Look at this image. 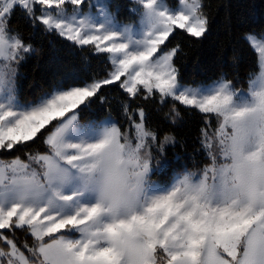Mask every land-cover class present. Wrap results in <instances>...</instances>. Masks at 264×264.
Segmentation results:
<instances>
[{
  "label": "snow or ice",
  "instance_id": "1",
  "mask_svg": "<svg viewBox=\"0 0 264 264\" xmlns=\"http://www.w3.org/2000/svg\"><path fill=\"white\" fill-rule=\"evenodd\" d=\"M17 10L34 33L106 54L110 70L82 84L70 73L22 103L18 68L37 49L12 28ZM119 10L111 0H0V150L40 140L47 148L0 159V264H125V234L142 237L135 264H264V39L243 37L259 69L246 89L226 73L192 86L176 66L181 45L169 43L178 30L207 38L204 0H135V23H122ZM105 86L126 94L131 133L110 114L80 123L97 101L107 104ZM148 102L170 104L163 118L172 126L182 119L177 105L201 114L203 167L159 180L166 148L179 141L149 123ZM104 166L136 171L127 219L102 201L96 177Z\"/></svg>",
  "mask_w": 264,
  "mask_h": 264
},
{
  "label": "trees",
  "instance_id": "2",
  "mask_svg": "<svg viewBox=\"0 0 264 264\" xmlns=\"http://www.w3.org/2000/svg\"><path fill=\"white\" fill-rule=\"evenodd\" d=\"M168 2L176 3V0ZM111 3L120 6V18L135 17L128 8L133 4L132 0H111ZM204 4L210 20V31L206 39L196 41L179 30L174 37H170L169 47L180 44L183 49L182 55L176 61L183 83L206 84L218 80L226 73L227 78L233 80L238 88H246L250 75L258 72V60L256 52L243 37L246 33H264V0H204ZM12 28L19 30L25 41L32 43L37 49L18 68V98L22 103L38 100L70 73L75 72L79 76L76 83L82 84L93 78H103L110 70L106 54L97 55L91 46L81 49L55 35L34 33L19 10L12 18ZM102 93L108 97L107 104L97 101L89 110L80 114V122L104 119L110 114L114 120L120 122L122 128L130 127L121 112V102L126 99V94L118 86H105ZM135 103L141 104L143 101ZM144 106L151 112L149 123L162 134H172L179 141L178 144L166 148L165 156L169 167L157 174L159 180L168 179L174 170L182 171L183 166L192 171L203 167L200 162L203 153L198 151V138L203 126L201 114L195 110L189 112L183 106L177 105L180 107L182 119L176 126H172L163 118L164 113L169 112L170 104L160 107L148 102ZM48 128L51 129L52 126L49 125ZM28 143L32 147L23 151L0 150V159L10 160L20 156L26 160L29 154L47 151L42 140L34 145L33 142Z\"/></svg>",
  "mask_w": 264,
  "mask_h": 264
},
{
  "label": "clouds",
  "instance_id": "3",
  "mask_svg": "<svg viewBox=\"0 0 264 264\" xmlns=\"http://www.w3.org/2000/svg\"><path fill=\"white\" fill-rule=\"evenodd\" d=\"M136 171L132 168L117 171L111 166L102 167L97 173L99 194L106 206L111 207L116 219H127L130 213L124 205L128 202L135 188ZM127 246L124 249L125 264H135V249L142 237L125 234Z\"/></svg>",
  "mask_w": 264,
  "mask_h": 264
},
{
  "label": "rangeland",
  "instance_id": "4",
  "mask_svg": "<svg viewBox=\"0 0 264 264\" xmlns=\"http://www.w3.org/2000/svg\"><path fill=\"white\" fill-rule=\"evenodd\" d=\"M133 1V4L132 5H130L128 8L130 9V8H132L133 6H134V4H135V0H132ZM169 4H170V6H172V5H175L176 3H172V2H169ZM111 5H112V3H111ZM116 6L117 5H112V10L113 11H115L116 10ZM118 19L122 22V23H135L136 21H137V17L135 16L134 18H129V19H124V18H120L119 16H118ZM257 38L258 39H264V33H261L260 35H257ZM250 44V43H249ZM257 54V53H256ZM257 60H258V54H257ZM258 71H259V69H258ZM258 73V72H257ZM215 81V80H214ZM213 81H211V82H209V83H206V84H211ZM188 85H192V84H188ZM200 85V84H199ZM192 86H197V85H192ZM248 87V86H247ZM246 87V88H247ZM246 88H243V89H246ZM56 122L54 121L53 122V124H55ZM81 124H84V123H86V122H80ZM52 126V125H51ZM125 129H128L129 131H130V133L133 131V130H131V128L130 127H126ZM155 179V178H154Z\"/></svg>",
  "mask_w": 264,
  "mask_h": 264
}]
</instances>
